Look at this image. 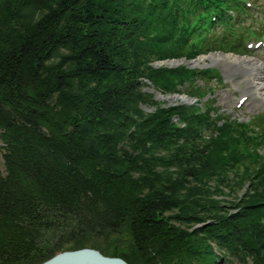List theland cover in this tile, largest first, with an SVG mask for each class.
Returning <instances> with one entry per match:
<instances>
[{"label":"trees","instance_id":"trees-1","mask_svg":"<svg viewBox=\"0 0 264 264\" xmlns=\"http://www.w3.org/2000/svg\"><path fill=\"white\" fill-rule=\"evenodd\" d=\"M220 1L0 0V264H39L67 242L127 230L138 250L163 253L187 234L160 212L190 192L187 219L214 222L187 258L211 255V238L264 264V111L225 116L202 102L210 69L153 66L229 46L190 31ZM146 80L198 101L146 114ZM243 184L251 202L217 216L227 205L214 196Z\"/></svg>","mask_w":264,"mask_h":264},{"label":"rangeland","instance_id":"rangeland-1","mask_svg":"<svg viewBox=\"0 0 264 264\" xmlns=\"http://www.w3.org/2000/svg\"><path fill=\"white\" fill-rule=\"evenodd\" d=\"M261 8L264 9V0H254ZM255 17L262 19L264 18L263 12H258L254 14ZM251 24L256 25V22L250 21ZM234 54L238 57H250L260 61L264 67V52L259 51L256 53H245V52H223V51H211L207 53L200 54L195 59H186L185 57L181 58H170L164 60H157L153 62V66L161 67V66H171L175 67L182 63L191 64V67H217L219 71V75H222L223 82L221 85H218L217 79L213 78L208 83L214 87L213 91L208 93L203 99V101H207L208 99H214L215 105L218 107V111L223 113L225 116L239 117V119H249L255 116L258 112L264 110V102L259 105H255L251 103L248 99L243 106H238V98L240 97V93L242 92V88L247 87V83L245 81V75L242 73H238L234 76L233 84H225L224 82L228 81L230 75L224 69L223 65H218L217 62L213 61L211 55L214 54ZM243 53V54H242ZM200 58H204L205 60H199ZM188 60V61H186ZM198 61V63H197ZM234 68V67H233ZM264 76V74H262ZM147 84H142V91L144 93H148L151 95L150 103H145L142 105V109L144 113L148 114L155 110H157L158 106L168 107L172 105H176L179 103H187L182 99H175L173 95H184L187 99H189V95L186 93V88H182V92L175 93H164L154 86V84L150 80H146ZM224 83V84H223ZM241 88V90H240ZM185 90V91H184ZM190 102V101H189ZM192 102H196L195 97H193ZM175 120L179 122L178 117L175 116ZM1 133V132H0ZM4 138L3 135L0 134V168L2 170L5 169L4 165ZM130 152L133 148H127ZM169 152V151H168ZM172 169V167H170ZM174 169V168H173ZM172 169V170H173ZM196 184V183H195ZM194 183L191 186L195 185ZM198 185V184H197ZM254 190L248 184H243L241 188H237L234 193L229 191V188L226 187L220 193L214 196L216 201H221L222 204H226L227 207H224L222 212H217V216H225V214L236 213L241 210V206L243 204H248L251 202L252 195L254 194ZM190 192L187 196L183 193L180 197L170 196L173 200H168L167 207H164V211L160 212V218L164 217L166 219V223L169 226L174 227L180 231L185 232L187 235L183 237L180 241H176L175 244L167 247L163 246L162 251L160 253L159 249L156 247L148 248V251L142 252V250H138L135 240L133 239V233L131 231H123L121 234H111L107 236H97V235H88V237L84 240L85 247H91L102 251L105 255L111 257H120L127 261L129 264H260L254 261V259L247 255V252H242L243 254L234 255L231 254L228 249L222 245H220L214 239H207L208 245H205L206 249L212 250L211 255H206L205 258H202L200 261H194L189 256L186 257L188 249H192L194 242L199 238L206 236L207 233L205 229H200L201 227H205L207 224H212L214 221L212 219L201 221V222H192L188 220L186 214L188 211L186 208L188 207L185 202H189V200L193 197ZM196 198V197H195ZM198 198V197H197ZM178 200L179 202H183L182 204H174V200ZM176 200V201H177ZM162 209V208H161ZM226 212V213H224ZM228 212V213H227ZM247 224V223H245ZM207 228V227H206ZM249 228L252 229V226L249 225ZM255 228V227H254ZM197 233V238L193 236V233ZM253 232L249 231L248 237H252L256 240H260L262 235L257 229H253ZM75 241H70L65 243L63 249L59 252L66 250H77L81 248L76 247ZM160 245V244H159ZM184 252V253H182ZM56 253V254H57ZM55 254V255H56ZM243 256V257H242ZM53 257V256H52ZM51 257V258H52ZM50 259V258H49ZM47 259V260H49ZM45 260V261H47Z\"/></svg>","mask_w":264,"mask_h":264},{"label":"bare ground","instance_id":"bare-ground-1","mask_svg":"<svg viewBox=\"0 0 264 264\" xmlns=\"http://www.w3.org/2000/svg\"><path fill=\"white\" fill-rule=\"evenodd\" d=\"M211 58L218 65L224 66L225 71L230 75L229 78L234 77L237 73L245 75L247 87L242 88L241 93L249 95L251 103L259 105L264 102V76L260 74L263 70V64L260 61L250 57H238L234 54L224 55L220 53L211 55ZM199 60L205 59L200 58ZM173 98L182 99L184 102L191 101L190 98L187 99L184 95H173Z\"/></svg>","mask_w":264,"mask_h":264},{"label":"water","instance_id":"water-1","mask_svg":"<svg viewBox=\"0 0 264 264\" xmlns=\"http://www.w3.org/2000/svg\"><path fill=\"white\" fill-rule=\"evenodd\" d=\"M39 264H129L120 257L102 254L98 249L85 247L77 250H66Z\"/></svg>","mask_w":264,"mask_h":264},{"label":"flooded vegetation","instance_id":"flooded-vegetation-1","mask_svg":"<svg viewBox=\"0 0 264 264\" xmlns=\"http://www.w3.org/2000/svg\"><path fill=\"white\" fill-rule=\"evenodd\" d=\"M100 251V250H99ZM102 254H104L102 251H100ZM105 255V254H104ZM107 256V255H106Z\"/></svg>","mask_w":264,"mask_h":264}]
</instances>
